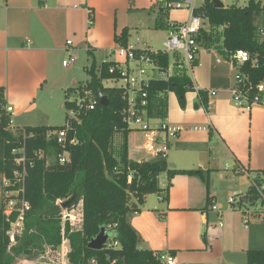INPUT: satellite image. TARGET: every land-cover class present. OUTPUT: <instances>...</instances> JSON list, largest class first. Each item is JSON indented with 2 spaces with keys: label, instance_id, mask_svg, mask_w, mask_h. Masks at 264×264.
I'll return each mask as SVG.
<instances>
[{
  "label": "crops",
  "instance_id": "1",
  "mask_svg": "<svg viewBox=\"0 0 264 264\" xmlns=\"http://www.w3.org/2000/svg\"><path fill=\"white\" fill-rule=\"evenodd\" d=\"M141 1L134 0L131 9L129 0H104L106 13L101 19L100 0H0V88L5 90V106L20 116L31 112L37 92L49 78L52 59L60 53L72 54L86 44L88 59L89 50L94 59L100 52L109 57L117 45L115 35L124 28L130 30L122 18L126 21L130 10L153 3ZM189 18L188 12L184 21ZM100 31H104L101 39ZM70 36L77 47L67 45ZM211 50L200 51L201 66L189 73L195 90L186 94L183 105L178 98L168 100L165 119L181 129L170 142L168 163L175 170L196 174L176 175L171 181L161 175L163 192L155 199L147 196L141 212L131 218L142 248L169 254L173 264H247V252L264 243L263 222L244 225L238 237L235 229L241 227L240 217L211 208L230 195L247 196L254 183L264 185V106L249 111L234 106L230 90L238 69ZM77 84L72 81L73 87ZM209 91L217 95L212 97ZM133 134L138 133L129 135L130 160H154L143 151L141 135L138 142L132 140ZM4 178L0 173V205L5 200ZM166 193L167 201L163 200ZM220 219L226 224L215 228Z\"/></svg>",
  "mask_w": 264,
  "mask_h": 264
},
{
  "label": "trees",
  "instance_id": "2",
  "mask_svg": "<svg viewBox=\"0 0 264 264\" xmlns=\"http://www.w3.org/2000/svg\"><path fill=\"white\" fill-rule=\"evenodd\" d=\"M160 12L164 14L166 10L162 8ZM194 14L207 19L213 29L221 27L222 51L227 59L238 50L256 56L257 67L247 63L240 70L252 83L264 82V39L259 29V20L264 19V0H249L244 7L235 5V8L228 6L224 9H216L212 0H204ZM89 22L93 24L92 15ZM166 28L170 29L169 26ZM212 41V34L202 29L198 37L201 46L212 49ZM129 42L128 28L115 35L116 44L124 46ZM88 55L92 64L86 68L88 80L83 84L97 99L100 94L106 96L108 105L103 107L99 103L94 111L80 114L81 124L75 125L79 144L69 148L68 163L60 165L56 162L60 147L56 141L47 138L49 131L58 128L27 127L23 131L27 136L33 135V138L25 140L21 134L8 128L11 117L3 115L0 123V173L5 178L12 177L18 168L13 150L23 146L28 157L34 160V166L28 170L26 179V199L31 210L25 215L22 236L14 247L9 246L8 233L17 215L7 217L5 205H0V264H15L21 257L37 261L45 256L47 247H60L64 239L70 242V264H90L92 260H97L99 264H164L158 258L159 253L142 248V239L133 228L131 218L141 212L147 196L163 192L159 184L161 175L166 174L171 181L176 175L196 172L170 169L171 164L162 158L145 162L130 160V131L123 121L127 103L121 90L104 86V81L113 77L108 72L112 64L98 66L90 50ZM160 61L162 68L169 66L168 56H162ZM83 84L78 83L66 90L67 99L75 88ZM194 90L193 81L186 72L177 71L168 82L152 83L148 92L150 118L165 120L167 117L168 95L161 98L159 92L175 93L183 105L186 94ZM4 92L1 87L0 107L5 106ZM199 94L204 100L205 93L202 91ZM68 107L66 101V110ZM40 151L42 156L38 154ZM167 199L166 193L163 200ZM241 199L244 203L248 202L247 205L256 202L258 195L253 186ZM68 203L71 207L63 209L62 206ZM80 203L83 229L71 232L68 221H64L62 216ZM110 224L117 226L114 239L119 242V248L89 249L90 241ZM247 264H264V250H249Z\"/></svg>",
  "mask_w": 264,
  "mask_h": 264
},
{
  "label": "built area",
  "instance_id": "3",
  "mask_svg": "<svg viewBox=\"0 0 264 264\" xmlns=\"http://www.w3.org/2000/svg\"><path fill=\"white\" fill-rule=\"evenodd\" d=\"M196 1L198 0H166L169 10L187 9L190 13V18L184 23H171L169 25V37L163 43V50H153L138 39L136 43L129 42L124 46L117 44L111 50L108 60L103 63L112 64L108 72L113 76L111 79L104 81V86L106 88L119 89L123 92L124 101H126L128 106L124 111L123 121L130 134L138 133L141 135L142 149L153 159H168L170 142L179 137L181 129L165 120L150 118L148 113V92L152 83L168 82L175 76L177 71L186 72L189 75L195 67L201 66V63L198 61V55L203 47L198 42V37L203 29V17L194 14ZM89 24L92 25L91 22ZM260 36L264 37V29L260 30ZM67 45L71 46L72 42L68 41ZM165 55L170 59L169 66L166 69L160 65V58ZM229 61L234 66L240 64L235 77V85L230 90L234 106L247 111L255 106H264V82L254 84L240 70L247 63H251L253 67H257L258 60L256 56L247 51L238 50L230 56ZM76 62V57L69 54V59L63 62V66L69 68L74 66ZM75 89L67 99L69 116L66 126L55 131H49L47 134V138L56 141L60 147V152L56 156V162L60 165H64L70 161L69 148L79 144L76 137L77 131L75 125L81 124L80 114L94 111L100 103V98L97 99L87 89L86 84ZM169 93L171 92L162 91L159 92V96L165 98ZM209 94L214 97L217 95V92L209 91ZM13 113L14 109L11 107H0V123L3 115L11 117ZM8 128L16 133L11 119ZM20 134L25 140L33 138V135L27 136L24 131ZM13 154L18 168L11 178H4L3 181L5 214L7 217L17 215L16 220L11 223L8 233L10 247L18 244L19 238L23 233L25 215L31 210V205L26 199V179L28 170L34 166V160L28 157L25 146L13 150ZM38 154L42 156L43 152L40 151ZM253 188L258 195L256 202L262 200L264 203V185L254 183ZM228 203L240 212H244L245 207L251 205H247L242 199L236 201L235 197H230ZM58 204L60 205L61 201ZM211 208L216 212L220 210L217 205H212ZM62 219L68 221L71 232H81L83 229L82 204L80 203L69 212H64ZM243 223L247 226L250 220L244 217ZM116 227V225L112 224L106 227L109 240L104 249L119 248V242L114 239ZM62 244V254L66 258L64 264H70L68 259L70 242L64 239ZM158 258L164 264L174 263L173 257L169 254H160ZM90 264H99V262L92 260Z\"/></svg>",
  "mask_w": 264,
  "mask_h": 264
},
{
  "label": "rangeland",
  "instance_id": "4",
  "mask_svg": "<svg viewBox=\"0 0 264 264\" xmlns=\"http://www.w3.org/2000/svg\"><path fill=\"white\" fill-rule=\"evenodd\" d=\"M153 2L151 5L144 7L145 9L140 10H130L127 13V20L122 18L123 23L128 22L127 27L130 28V42L136 43L139 39L141 43L148 45L153 50H163V43L169 37V30L166 28L171 23H184L187 18L188 10H175L168 9L166 0H144L141 1L142 4H147L148 2ZM225 7L235 6L244 7L248 4L249 0H221ZM102 6H99L101 11V19H104L105 16V7L103 6L104 0H100ZM131 3V9L134 7V0H129ZM204 4V0H198L195 2V7L199 8ZM165 9L166 13L161 14V9ZM122 16L125 13H121ZM263 21L261 18L259 20V29H263ZM165 27V28H164ZM202 28L207 33L212 34V53L215 57H219L221 61H228L231 63L229 59H226L221 52L222 51V36H221V27H213L210 25L207 19L202 18ZM87 27L83 29L86 32ZM104 31H100L98 33L100 39L103 35ZM73 36L68 37L69 40L76 46V42ZM264 39V37H262ZM75 42V43H74ZM78 45V44H77ZM86 44H81L78 47L77 51H73L72 55L76 57L77 62L74 66L69 67L68 69L63 67V62L69 59V54L60 53L56 57L52 59V69L50 71L49 78L47 82L43 84V89H40L37 93V97L35 98V105L32 103L31 112L25 113L22 116L16 115L13 113L12 122L13 127L18 135L22 133V131L27 127H50V128H64L66 126V122L68 119V111L65 108V102L67 101L66 90L73 87L72 81L76 80L77 83L83 84L88 80V75L86 68L90 67L92 64V59H88L87 57V49L84 46ZM79 46V45H78ZM106 53V52H105ZM222 55V57L219 54ZM106 54L100 52L96 53L95 61L98 66L102 65L104 62L108 60V57H105ZM108 56V55H107ZM235 66L236 70L239 68ZM66 86V87H64ZM177 95L175 93H169L168 100L169 103L172 100H175ZM177 100V99H176ZM154 126V124H153ZM20 130V131H19ZM134 141L137 138L139 139V134L132 135ZM131 136V137H132ZM119 139V138H117ZM118 141V140H117ZM163 182V178L161 179ZM248 187L243 189V193L247 194ZM230 197H235L236 201H240V194H234L228 196L227 200L221 201L218 200L215 205L221 208V213L225 215L226 213H236L240 217L241 227H236L235 233L238 237L244 233V224L243 218L246 217L250 220V223L253 222H263L264 223V203L262 200H259L255 203L254 206H246L244 212H240L235 210L230 204L228 200ZM156 198V194L152 197V199ZM5 205V200L2 202ZM241 213V214H239ZM226 222L224 219H220L213 226L215 228H219L220 225H225ZM250 224V225H251ZM249 225V226H250ZM264 228H262V232ZM63 246V244H62ZM47 247L46 254L44 257L40 258L37 261H28L24 257L18 258L15 264H64L66 258L64 254H62L63 247ZM67 246V245H66ZM256 250H264V243L255 245ZM71 249L69 250V252Z\"/></svg>",
  "mask_w": 264,
  "mask_h": 264
},
{
  "label": "water",
  "instance_id": "5",
  "mask_svg": "<svg viewBox=\"0 0 264 264\" xmlns=\"http://www.w3.org/2000/svg\"><path fill=\"white\" fill-rule=\"evenodd\" d=\"M212 2H213V4H214L216 9H224V8H226L224 3L221 0H212ZM232 8H235V6H232ZM100 104L103 107H106L108 105V99L103 94H100ZM170 169H174V165H170ZM72 202H74V199L72 200ZM71 203L63 205L62 206L63 209L70 208L71 207ZM246 203H248V202H246ZM255 203L253 204V206L255 205ZM108 240H109V235L106 233V228L103 227L100 230V233L94 239H92L90 241V243L88 245V248L93 250V251H101V250H103L105 248Z\"/></svg>",
  "mask_w": 264,
  "mask_h": 264
}]
</instances>
